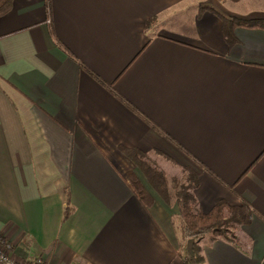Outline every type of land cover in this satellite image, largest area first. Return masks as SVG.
I'll use <instances>...</instances> for the list:
<instances>
[{"label":"crops","instance_id":"obj_1","mask_svg":"<svg viewBox=\"0 0 264 264\" xmlns=\"http://www.w3.org/2000/svg\"><path fill=\"white\" fill-rule=\"evenodd\" d=\"M264 0H12L0 16V233L39 264H178L167 202L120 148L245 215L202 264H264ZM176 177V176H171ZM169 177V178H171ZM135 183L132 184V180Z\"/></svg>","mask_w":264,"mask_h":264},{"label":"trees","instance_id":"obj_2","mask_svg":"<svg viewBox=\"0 0 264 264\" xmlns=\"http://www.w3.org/2000/svg\"><path fill=\"white\" fill-rule=\"evenodd\" d=\"M12 0H0V16L6 13ZM213 9L222 18V32L228 43L233 40V29L237 26L249 28H264V18H241L229 15L213 5L206 6ZM125 157L145 175L146 179L156 189L160 196L167 202L174 200L178 207V216L174 220L178 223L183 238H192V254H184L188 264H202L203 257L200 253L199 239L210 234L213 238L228 236L229 227L235 223H246L245 215L228 208L225 202L220 201L209 211L204 212L198 206L194 194V185L183 183L179 178H167L165 173L148 159L146 152L135 148H120ZM132 184L135 180H132Z\"/></svg>","mask_w":264,"mask_h":264},{"label":"built area","instance_id":"obj_3","mask_svg":"<svg viewBox=\"0 0 264 264\" xmlns=\"http://www.w3.org/2000/svg\"><path fill=\"white\" fill-rule=\"evenodd\" d=\"M40 260L18 259L13 252V244L0 233V264H39ZM178 264H188L184 258Z\"/></svg>","mask_w":264,"mask_h":264},{"label":"rangeland","instance_id":"obj_4","mask_svg":"<svg viewBox=\"0 0 264 264\" xmlns=\"http://www.w3.org/2000/svg\"><path fill=\"white\" fill-rule=\"evenodd\" d=\"M157 167H158V165H157ZM172 173H173L174 176H176V178H179L181 182L185 181V176H186L187 173L182 168L176 167L174 172H172ZM173 175L168 176V178L173 176ZM240 227H241L240 223L233 224L232 227H229L228 236H232L233 235L235 237L236 235H238Z\"/></svg>","mask_w":264,"mask_h":264}]
</instances>
